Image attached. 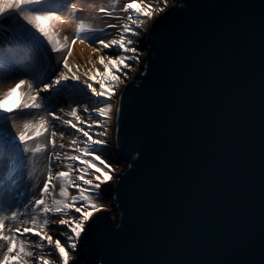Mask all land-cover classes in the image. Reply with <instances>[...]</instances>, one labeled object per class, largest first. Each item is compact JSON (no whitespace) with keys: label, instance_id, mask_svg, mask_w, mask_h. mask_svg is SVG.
I'll list each match as a JSON object with an SVG mask.
<instances>
[{"label":"snow or ice","instance_id":"6c2138e0","mask_svg":"<svg viewBox=\"0 0 264 264\" xmlns=\"http://www.w3.org/2000/svg\"><path fill=\"white\" fill-rule=\"evenodd\" d=\"M83 2L117 23L94 27L81 18L86 11L81 0H0L4 34L0 39V264H79L82 239L103 219L95 215L103 211L99 201L110 190H102V185L114 179L115 169L104 155L110 147L106 122L113 120L112 101L128 78L124 69L132 70L131 61L141 63L135 38L146 28L152 33L173 17L174 27L157 35L164 46L158 95L165 104L187 98L197 88L211 92L213 102L223 103L217 90L229 89V108L238 115L248 50L259 36L260 243L264 247V0L258 15H238L227 24L210 21L200 11L206 5L198 0ZM66 27L72 28L71 38L63 34ZM106 28L117 30L116 36L108 39ZM77 41L87 43L97 57L89 58L92 69L87 72L69 59ZM225 46L244 53L240 60L227 58V71L218 58ZM205 73L213 87L201 84ZM14 95L17 99L10 103ZM65 97H83L87 103L73 99L75 106L65 111L59 103ZM121 112L122 106L117 107V119ZM138 154L144 159L143 153ZM231 162L238 168V155ZM231 192L241 198L239 171L231 180ZM109 230L118 237L126 228L121 223ZM232 239L238 247L246 243L241 233Z\"/></svg>","mask_w":264,"mask_h":264},{"label":"water","instance_id":"95a60500","mask_svg":"<svg viewBox=\"0 0 264 264\" xmlns=\"http://www.w3.org/2000/svg\"><path fill=\"white\" fill-rule=\"evenodd\" d=\"M198 2L206 5L200 11L210 21L227 24L238 15H258L262 0ZM236 4L252 7H232ZM174 21L146 31L147 54L122 89L116 145L128 166L114 182L102 185V190L110 189L105 195L112 199L116 218L109 210L95 214L103 219L82 239L79 264H264L259 36L248 50L238 115L229 108V89L217 90L223 103L197 88L187 98L165 104L158 95L164 46L157 35L170 31ZM196 38L201 39L199 34ZM232 56L240 60L244 53L231 46L219 51L225 71ZM201 84L213 87L207 73ZM237 155L239 167L234 168L231 161ZM237 171L243 184L239 200L231 192ZM121 223L126 231L113 237L109 226L116 229ZM236 233L246 238L240 247L232 239Z\"/></svg>","mask_w":264,"mask_h":264},{"label":"bare ground","instance_id":"6f19581e","mask_svg":"<svg viewBox=\"0 0 264 264\" xmlns=\"http://www.w3.org/2000/svg\"><path fill=\"white\" fill-rule=\"evenodd\" d=\"M107 1L108 0H91V3H94L96 5H100V4L106 5L108 3ZM81 6H83L86 9L85 13L82 15L81 18L88 19L90 22L93 23L94 27L100 28V27H105L106 24L117 23L116 20H113V19L108 18V17H104V16H102V14H99L93 10H90L89 4L84 3L83 0H81ZM69 30H70V28H69ZM69 30H68V27H66L63 30V34L67 35L71 38V36H70L71 32ZM116 31L117 30H115V29H107L106 28L107 38L111 39L114 36H116ZM146 31H147V29H146ZM89 58H91L92 60L97 59V57L92 53V49L88 46L87 43L80 44L79 41H77V43L73 46V55H72V57L69 58L70 62H73V63L77 64L78 66H82L84 71L87 72L90 69H92V65H90L88 63ZM124 71L127 72L128 70L124 69ZM92 74L96 75L95 70H93ZM124 86H125V84L116 90L115 97L112 101L113 106H114L113 107L114 117H113L112 121L106 122V125L109 129L107 139H108L109 145H110V147L108 148V150L106 152H108L112 156H118L119 155L118 150H117V145H116V120H117V118L115 116V110L119 105L120 97L122 94V89L124 88ZM16 99H17V97L14 95L12 97L10 103H14ZM85 103H87V100H85ZM70 107H71L70 105L66 106L67 109H69ZM100 130H102V129H99V128L93 129V131H100ZM69 135H71V133H69Z\"/></svg>","mask_w":264,"mask_h":264},{"label":"rangeland","instance_id":"374dc122","mask_svg":"<svg viewBox=\"0 0 264 264\" xmlns=\"http://www.w3.org/2000/svg\"><path fill=\"white\" fill-rule=\"evenodd\" d=\"M108 2V1H107ZM153 19H155V17H153ZM149 24L151 22H148ZM70 28V30H69ZM147 29V28H146ZM145 29V31H146ZM68 30L71 32L70 36L72 37L73 32H72V28L68 27ZM142 32L139 34L138 37L135 38V47L138 48L139 50V55H140V61L142 63L143 57L147 54V47L144 45V38H145V34L146 32ZM3 28L0 27V39L3 38ZM55 59V57H53V60ZM140 64H137L135 61L131 62L132 65V70H128V78L125 80V84H127L129 81H131L133 79V75L140 69ZM123 78V77H122ZM73 99L77 100V101H82V103H85V100L83 97H73ZM73 99H68L67 97L63 98L59 103L60 106H63L65 108V111H69L71 110V108L73 106H75L73 104ZM67 105H70L71 107L69 109L66 108ZM58 111V109H57ZM82 115H85L82 113ZM67 118V117H66ZM57 125H59V122H57ZM69 133H71L72 130H68ZM105 157L107 158L108 162L110 164H112L113 168L115 169L113 175H114V179L112 182H114L116 180V178L119 175V172H123L125 170V168L128 166L127 161H123L120 156H112L110 155L108 152H105ZM57 171L61 170L59 168L56 169ZM99 203L102 205L103 210H109L112 217L116 218V214H115V207L112 203V199H110L107 195H105V199L102 201H99Z\"/></svg>","mask_w":264,"mask_h":264}]
</instances>
